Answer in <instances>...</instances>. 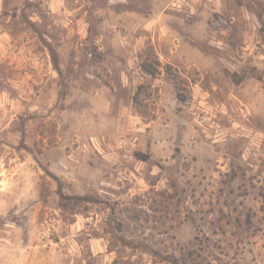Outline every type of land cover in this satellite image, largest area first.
I'll use <instances>...</instances> for the list:
<instances>
[{
  "label": "rangeland",
  "instance_id": "rangeland-1",
  "mask_svg": "<svg viewBox=\"0 0 264 264\" xmlns=\"http://www.w3.org/2000/svg\"><path fill=\"white\" fill-rule=\"evenodd\" d=\"M0 264H264V0H0Z\"/></svg>",
  "mask_w": 264,
  "mask_h": 264
},
{
  "label": "trees",
  "instance_id": "trees-1",
  "mask_svg": "<svg viewBox=\"0 0 264 264\" xmlns=\"http://www.w3.org/2000/svg\"><path fill=\"white\" fill-rule=\"evenodd\" d=\"M63 199H68L69 197H66L63 195V193H60ZM75 200L77 201H85V202H90L92 200V197L85 196V197H74Z\"/></svg>",
  "mask_w": 264,
  "mask_h": 264
}]
</instances>
